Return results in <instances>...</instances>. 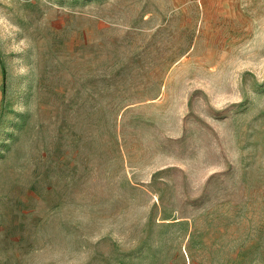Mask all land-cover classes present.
Returning <instances> with one entry per match:
<instances>
[{
  "label": "rangeland",
  "instance_id": "rangeland-1",
  "mask_svg": "<svg viewBox=\"0 0 264 264\" xmlns=\"http://www.w3.org/2000/svg\"><path fill=\"white\" fill-rule=\"evenodd\" d=\"M0 264H264V0H0Z\"/></svg>",
  "mask_w": 264,
  "mask_h": 264
}]
</instances>
